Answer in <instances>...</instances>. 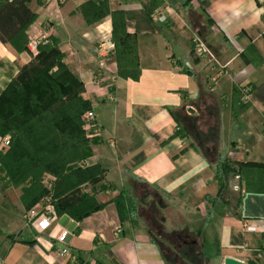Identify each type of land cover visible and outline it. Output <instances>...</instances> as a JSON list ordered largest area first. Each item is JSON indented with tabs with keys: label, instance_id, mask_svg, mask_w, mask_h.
Masks as SVG:
<instances>
[{
	"label": "crops",
	"instance_id": "obj_1",
	"mask_svg": "<svg viewBox=\"0 0 264 264\" xmlns=\"http://www.w3.org/2000/svg\"><path fill=\"white\" fill-rule=\"evenodd\" d=\"M86 1L30 0L36 19L27 35L38 42L55 37L83 83L99 130L85 165L103 170L106 189L94 193L87 184L82 191L105 205L79 221L57 215L41 231V205L26 210L20 187L0 183V264H169L155 238L178 255L170 233L200 242L207 264L210 228L219 264L225 257L264 264V0H163L155 11L149 0H108L136 37L137 79L118 75L114 53H97L111 37L112 19L88 23L79 9ZM194 37L211 56L196 52ZM36 53L0 42V91ZM243 85L251 91L240 111ZM178 124L185 138H171ZM218 156L254 164L230 180L240 192V218L223 207L206 218V196L218 190ZM121 192L133 198L134 210L115 201ZM63 229L70 256L58 254Z\"/></svg>",
	"mask_w": 264,
	"mask_h": 264
},
{
	"label": "trees",
	"instance_id": "obj_2",
	"mask_svg": "<svg viewBox=\"0 0 264 264\" xmlns=\"http://www.w3.org/2000/svg\"><path fill=\"white\" fill-rule=\"evenodd\" d=\"M29 1L0 0V42L17 53L29 51L27 30L36 19ZM149 1L153 11L163 2ZM79 9L88 23L111 16L117 73L123 78L137 79L140 70L136 37L126 30L122 12L111 11L108 0H87ZM36 48L34 60L21 65L18 73L0 91V136H9L8 149L0 152V174L4 173L0 183L20 187L21 202L26 210H30L47 193L41 184L42 175L52 174L56 181L50 202L57 215L67 214L79 221L105 205L83 192L81 187L89 183L94 193L106 189V185L100 183L103 170L97 165H85L91 155L90 139L85 133L90 136L92 130L84 129L83 115L91 110V105L82 96L83 83L64 62L58 40L46 36ZM248 87L251 91V86ZM248 105V100H240L238 110H244ZM184 132L178 124L171 138H185ZM92 137V143L96 144L97 136ZM250 165L254 164L217 157L214 177L218 190L214 196H206L207 219L217 207L225 208L233 217H241L240 192L230 188V180L235 176L242 179L243 171ZM121 200L129 204L130 210L135 209L133 198L123 192L115 198L116 202ZM153 215L152 221L156 223L155 212ZM167 236L178 246V255L163 241L157 238L155 241L164 259H173L170 264H205L200 242H186L180 233Z\"/></svg>",
	"mask_w": 264,
	"mask_h": 264
},
{
	"label": "built area",
	"instance_id": "obj_3",
	"mask_svg": "<svg viewBox=\"0 0 264 264\" xmlns=\"http://www.w3.org/2000/svg\"><path fill=\"white\" fill-rule=\"evenodd\" d=\"M37 43L38 41L34 39L29 40L28 48L31 53L37 52V48H36ZM192 43L196 52H198L199 54H206L211 56L209 48L199 37H194ZM114 48H115L114 42L111 39V37L105 38L102 41H100V43L98 44L97 53L99 54L100 57L105 58L114 52ZM240 90L242 94L241 100L243 102L247 101V95L250 92L249 87L247 85H243L240 88ZM83 119H84V129H86L87 131L92 130L90 136H98L99 130H98V125L96 122L94 111L92 109L86 111L83 115ZM0 144H2L5 148L8 147L9 136L1 137ZM233 190L237 191L238 186H234ZM31 212L34 213L33 210ZM35 215H36L35 223L39 228V230L43 231L50 227L51 223L56 218L57 213L55 211L53 204L49 201L43 208H41L38 212H36ZM245 228L246 230L249 231L255 230V227L253 225H245ZM68 234L69 231L67 229H63L62 232L57 236V241L63 244V246L60 247V249L58 250V254L60 256H70V252L68 251L67 247L64 245L66 243V238Z\"/></svg>",
	"mask_w": 264,
	"mask_h": 264
},
{
	"label": "rangeland",
	"instance_id": "obj_4",
	"mask_svg": "<svg viewBox=\"0 0 264 264\" xmlns=\"http://www.w3.org/2000/svg\"><path fill=\"white\" fill-rule=\"evenodd\" d=\"M86 133H85V136L88 137V139H90L89 146H90V151H91V155H92V146L94 145L92 143V141H93L92 138L93 137L92 136L90 137ZM1 137H3V136H0V138ZM7 149H8V147L5 148L2 144H0V152H4ZM0 176L3 177L4 176V173L3 174H0ZM55 181H56V177L54 175H52V174L44 173L42 175L41 184L46 188L47 193H45L40 198V200L37 202V203H39L41 205V208H43L50 201V199L53 197V190H54V182ZM86 184L81 185V187L83 188V191H84V187L86 186ZM87 186H86V188H87ZM152 192H154V191H152ZM154 198H155L156 201L159 199V197H157L156 194H155V197ZM154 229L156 230V232L154 231V235L157 236V237L159 236L160 239H162V240H165V239L162 238V236H160V235L157 234L158 233L157 232L158 227L157 226H154ZM213 235H214V230L212 228H210L209 230H207V232H206L207 248L205 249L206 250L205 257H207V264H219L220 263V260L217 259V257H215L217 251L215 249L216 246H215L214 241H213ZM168 259H170V258H168ZM172 262H173V259H170V261H168L169 264L172 263Z\"/></svg>",
	"mask_w": 264,
	"mask_h": 264
},
{
	"label": "water",
	"instance_id": "obj_5",
	"mask_svg": "<svg viewBox=\"0 0 264 264\" xmlns=\"http://www.w3.org/2000/svg\"><path fill=\"white\" fill-rule=\"evenodd\" d=\"M224 264H244L241 260L233 257H225Z\"/></svg>",
	"mask_w": 264,
	"mask_h": 264
}]
</instances>
